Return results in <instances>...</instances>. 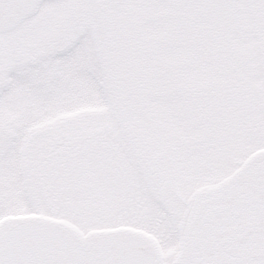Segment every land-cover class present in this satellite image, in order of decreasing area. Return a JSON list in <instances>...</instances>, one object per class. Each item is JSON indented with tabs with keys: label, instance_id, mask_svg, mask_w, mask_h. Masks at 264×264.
<instances>
[{
	"label": "snow or ice",
	"instance_id": "obj_1",
	"mask_svg": "<svg viewBox=\"0 0 264 264\" xmlns=\"http://www.w3.org/2000/svg\"><path fill=\"white\" fill-rule=\"evenodd\" d=\"M0 264H264V0H0Z\"/></svg>",
	"mask_w": 264,
	"mask_h": 264
}]
</instances>
